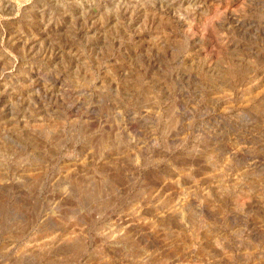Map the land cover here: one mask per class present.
<instances>
[{"label": "rangeland", "instance_id": "1", "mask_svg": "<svg viewBox=\"0 0 264 264\" xmlns=\"http://www.w3.org/2000/svg\"><path fill=\"white\" fill-rule=\"evenodd\" d=\"M0 264H264V0H0Z\"/></svg>", "mask_w": 264, "mask_h": 264}]
</instances>
